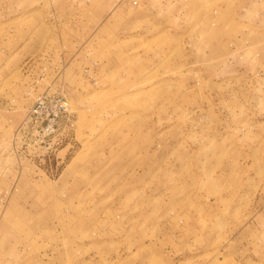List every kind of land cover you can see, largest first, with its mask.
<instances>
[{"label":"rangeland","instance_id":"obj_1","mask_svg":"<svg viewBox=\"0 0 264 264\" xmlns=\"http://www.w3.org/2000/svg\"><path fill=\"white\" fill-rule=\"evenodd\" d=\"M0 264H264V0H0Z\"/></svg>","mask_w":264,"mask_h":264},{"label":"built area","instance_id":"obj_2","mask_svg":"<svg viewBox=\"0 0 264 264\" xmlns=\"http://www.w3.org/2000/svg\"><path fill=\"white\" fill-rule=\"evenodd\" d=\"M65 115L67 116L64 126L67 129V134L63 136L58 134V131L60 129L59 122L62 116ZM30 122L32 123L31 129L38 133L33 142L36 150L34 157L37 159V165H43L44 161L48 160L49 157H54L61 149L71 146L74 120L66 103L59 98L38 96L30 110ZM57 164L58 162H55V170L58 169Z\"/></svg>","mask_w":264,"mask_h":264},{"label":"bare ground","instance_id":"obj_3","mask_svg":"<svg viewBox=\"0 0 264 264\" xmlns=\"http://www.w3.org/2000/svg\"><path fill=\"white\" fill-rule=\"evenodd\" d=\"M226 259V258H225ZM224 262H226L225 260H224Z\"/></svg>","mask_w":264,"mask_h":264}]
</instances>
